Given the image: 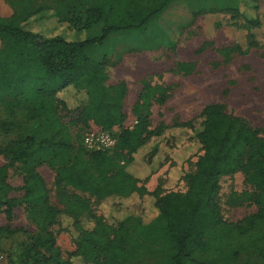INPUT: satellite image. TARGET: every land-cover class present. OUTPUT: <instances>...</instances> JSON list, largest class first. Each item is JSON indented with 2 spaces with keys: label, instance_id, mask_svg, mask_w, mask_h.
Returning a JSON list of instances; mask_svg holds the SVG:
<instances>
[{
  "label": "trees",
  "instance_id": "1",
  "mask_svg": "<svg viewBox=\"0 0 264 264\" xmlns=\"http://www.w3.org/2000/svg\"><path fill=\"white\" fill-rule=\"evenodd\" d=\"M11 1L27 12L0 17V104L11 115L24 112L32 125L28 133L0 147V157L8 162L0 166V215L10 219L14 208L23 205L40 229L68 218L75 245L64 260L53 253L50 234L45 239L37 236L18 264H146L143 254L148 252L151 264H239L248 253L264 264V133L217 105L205 106L194 120L152 129V101L163 105L166 89L148 84L142 85L132 108L134 126L125 128L126 84L110 85L107 60L89 57L119 32L152 36V44H159L152 25L175 0H51V7L35 6L41 0ZM234 2V8L224 11L231 20L257 28V0ZM95 28L100 34L89 37ZM191 70L190 64L177 66L185 75ZM62 113L74 114V120L66 125ZM91 125L109 133L118 129L113 150L88 152L72 143L69 126ZM178 136L188 147H197L194 173L182 169L177 174L175 184L186 181V191L180 194L160 185L148 192L139 183L173 160L169 154L156 160L158 145ZM144 152L145 163L140 159ZM139 160L146 176H141ZM13 164L20 165L23 175L20 200L10 196L14 188L8 183V168ZM42 165L54 173L62 210L50 203L36 170ZM234 174H241L249 189L233 196L230 204L253 205L256 211L229 223L217 201L220 179ZM132 197L149 199L154 218L146 220L128 210L122 218L105 223L94 214L90 200L101 204L112 199L119 204ZM130 230L136 241L126 246ZM0 233L17 232L0 227Z\"/></svg>",
  "mask_w": 264,
  "mask_h": 264
},
{
  "label": "rangeland",
  "instance_id": "2",
  "mask_svg": "<svg viewBox=\"0 0 264 264\" xmlns=\"http://www.w3.org/2000/svg\"><path fill=\"white\" fill-rule=\"evenodd\" d=\"M257 2L260 20L257 28H248L241 20H231V15L224 12L227 8L235 7L234 0H175L152 25V31L160 36L159 44H152V36L143 38L137 32L128 31L115 33L103 45L96 46L89 55L93 61H101L111 53L107 60L109 84H126L124 127L134 126L132 108L137 102L142 85L148 84L166 89V101L163 105L152 101L149 118L152 129L159 124L172 126L194 120L205 106L217 105L225 113L243 118L251 127L264 133V0ZM39 4L47 7L54 5L51 0L37 1L35 6ZM24 8L23 5L14 6L11 0H0V17L22 16L27 12ZM197 13L201 14L195 17ZM99 34L100 30L95 28L88 36ZM178 64L192 65L191 72L188 75L178 72ZM61 115L66 125L75 117L74 114ZM31 123L24 112L11 115L9 109L0 104V147H5L18 136L28 133ZM91 130L98 128L92 125L86 129L69 126L68 132L72 143L84 148L82 138ZM118 133L117 128L111 132L114 136ZM167 141L168 143L158 145L160 153L156 160L163 161L167 154L173 160L165 161L139 186L151 193L158 186L164 185L167 190L182 194L187 189V182L183 180L178 185L175 184L177 174L182 169L189 175L194 173L196 156L193 155L197 153V147H188L183 136H178L174 142L167 137ZM145 154L144 152L140 157L143 163L147 159ZM177 154H180V159L176 158ZM188 155L192 157L183 162V158ZM142 162H139L140 173L141 176H146ZM7 163L6 159L0 157V166ZM20 168L19 164L8 168V183L14 188L10 196L18 200L23 195V175ZM36 170L46 184L50 203L62 210L63 204L54 185L53 171L46 165L38 166ZM169 175L172 179H169ZM219 186L217 202L225 221L234 223L256 211L253 205L230 204L233 196L249 189L241 174L222 177ZM90 200L94 214L102 216L105 223L122 218L128 210L146 220L154 218L149 199L132 197L119 204L112 199L101 204L94 203L92 198ZM70 222V219L62 217L56 225L40 229L31 221L23 205L14 208L10 219L0 215V227L17 232L13 235L0 233V264H18L22 252L30 247L32 238L39 236L45 239L49 234L54 242L53 253L67 259L75 251L74 241L68 230ZM135 241L136 237L131 230L128 231L125 236L126 246H132ZM143 256L146 264L152 263L151 253ZM238 263L260 264V261L248 253L243 254Z\"/></svg>",
  "mask_w": 264,
  "mask_h": 264
},
{
  "label": "built area",
  "instance_id": "3",
  "mask_svg": "<svg viewBox=\"0 0 264 264\" xmlns=\"http://www.w3.org/2000/svg\"><path fill=\"white\" fill-rule=\"evenodd\" d=\"M82 144L88 152L111 151L116 145V139L109 132L91 130L83 136Z\"/></svg>",
  "mask_w": 264,
  "mask_h": 264
},
{
  "label": "crops",
  "instance_id": "4",
  "mask_svg": "<svg viewBox=\"0 0 264 264\" xmlns=\"http://www.w3.org/2000/svg\"><path fill=\"white\" fill-rule=\"evenodd\" d=\"M110 37H111V36H109L108 39H109ZM108 39H107V40H108ZM107 40H106V41H107ZM106 41H105V42H106ZM110 56H111V53H109V56H107V57L104 58V59L109 60V59H110Z\"/></svg>",
  "mask_w": 264,
  "mask_h": 264
}]
</instances>
